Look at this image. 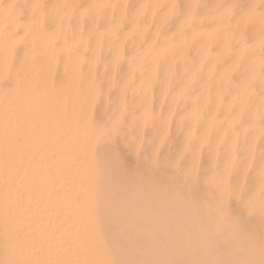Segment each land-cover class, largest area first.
Masks as SVG:
<instances>
[{
  "label": "rangeland",
  "instance_id": "rangeland-1",
  "mask_svg": "<svg viewBox=\"0 0 264 264\" xmlns=\"http://www.w3.org/2000/svg\"><path fill=\"white\" fill-rule=\"evenodd\" d=\"M151 1L0 0V63L4 62V67L2 63L0 64V92L3 89L2 94L0 93V118L4 122L0 124L3 125L4 133L0 136V143L6 142L0 144V148L7 147L10 137L22 139L26 147H34V151L39 154L52 149L53 143L54 148L57 143L60 144H57V147L63 145V142L60 141H67L65 121L57 129H53L49 123L52 121L54 111L62 112L68 117L69 112L73 110L72 116L67 120L73 122L74 125L77 124L76 126L83 127L86 124L82 128L83 130L81 129L82 131L85 129L84 134L81 133V130H77V136L80 134L82 141L76 145L78 146L76 153L80 154L79 157L82 159L80 167L85 168L84 171L79 170V173L84 172V174L81 173V177H85L92 185L94 211L105 221L104 226L123 231L115 237L116 239L121 240L123 234L133 239V243H114L117 249L118 247L123 248L121 249L122 254H125L123 250L127 249V244L128 248L132 246L131 257H125V259L122 255V258H117L113 262L114 264H125V262L126 264H159L158 261H162V257L163 261L160 264H164L165 260L167 264H170L174 258L175 264H183L184 261L186 264H198L200 261L199 264H242L243 262V264H262L264 259L260 260L264 258L262 256V251H264V213L261 211V206L264 203V183H262L264 175L260 170V159L264 156V39H262L264 37V0ZM188 4L193 7L190 9ZM229 4L233 5L230 10L226 7ZM64 12L67 14L66 16ZM239 20L240 22H238ZM13 22L15 26L12 27ZM32 25L33 27H31ZM10 27L12 28L10 29ZM55 33L56 35H54ZM4 36L7 37V40ZM2 37L6 42L5 45L2 43L4 42ZM220 45L221 47H218ZM22 48L26 51L24 52ZM77 56L79 57L77 58ZM224 57L225 59H223ZM113 58L116 59L114 62ZM40 68L42 69L39 70ZM14 71L20 72L21 76L20 73L16 75ZM126 71H130V75ZM23 74L24 76L29 75V77L25 78ZM215 79H219L218 83ZM106 81L109 86L101 94L100 86ZM60 83L65 85L61 86ZM70 85L71 88H69ZM15 86L16 88L13 89ZM212 86L215 88L213 89ZM62 87L63 89H61ZM29 89L35 93L36 97L31 94ZM55 89L61 92L57 93ZM70 89L71 94L65 95L70 92ZM45 90L49 91L45 92ZM11 92L14 93L13 96ZM54 93H57L56 96L63 101L56 98L58 103L54 102L56 97ZM83 93L86 94L84 99L81 95ZM38 94L41 95L38 96ZM70 95L71 97L68 98ZM76 95L77 97H75ZM79 96L81 99H78ZM20 97L21 99H19ZM50 97L53 98V101L52 98L49 100ZM3 98L9 105L4 104L6 102ZM32 98L36 99L32 100ZM40 100L42 105H40L41 102H38ZM60 104L62 106L59 108ZM70 105L72 108L69 107ZM8 106L11 107L10 110ZM76 107L77 109L74 110ZM84 110L88 111L85 113ZM191 112L193 113L191 114ZM73 113L75 114L73 115ZM38 121H42L41 125L45 124V127L40 128L41 125L37 124L40 123ZM81 121L82 123L86 122L82 124ZM145 123H147V127H145ZM92 128H94V132ZM110 128H116L117 131L112 133L110 142L104 143L103 136ZM40 129L43 132L39 133ZM35 131L37 134L39 133V137ZM35 137H38L36 141ZM141 137L151 149L143 156L136 148L137 141ZM72 144L73 142L70 146H74ZM1 145L3 146L1 147ZM40 149L41 151H39ZM66 166L67 164L64 169ZM226 170L233 173V176L228 180L223 179ZM238 178H242L246 183L245 203L251 201L254 208L252 212L241 207L238 200L229 198V193L235 192L232 180ZM98 184H100L99 187ZM98 195L99 198L101 196L100 200ZM101 200L102 205L100 204ZM112 203L114 205H111ZM220 204H224L226 208L230 209L228 217L223 220L220 219L218 213ZM201 214L202 216H199ZM181 218L183 222H181ZM230 219L237 222L233 224ZM203 220L205 221L202 222ZM216 220L220 221L217 223L219 226L216 229L220 228L223 223L225 227L222 225L223 230L222 227L219 230L224 232L225 228L226 231L229 228V234L225 231L226 234L219 233L220 235H218L220 231L214 228L216 224H212ZM208 221L210 223L207 224ZM229 221H232L233 226ZM193 222L195 225L197 222L196 227ZM184 223H187L189 230ZM236 225H238L237 230L235 229ZM201 226L204 228L202 229ZM232 228L235 229L233 230L234 234ZM195 229L199 230L196 232ZM208 229L211 231L209 232ZM163 230H167L166 236ZM177 232H179V237L176 236ZM208 232L210 233L209 237L207 236ZM145 235L147 236L145 237ZM186 236L188 238L185 239ZM190 236L192 239H189ZM206 236L208 243H205ZM223 237L229 238L227 240L231 245L233 244L234 248L228 242L225 245L227 240L225 239V241ZM197 238L201 239V242ZM209 241L212 243L214 241V244ZM202 242L206 246L210 245V248L208 246L206 248L203 244L199 246ZM252 242L255 243L257 250L253 249ZM190 243L195 246L198 244L196 247L199 248L198 252L202 254L201 256L197 254L195 246L192 245L195 252L190 248ZM222 244L225 245V249ZM217 245L219 247L222 245V252H225L222 253ZM188 246L191 252L188 250ZM246 246L253 250L251 251L248 247L247 249ZM181 247L193 254L184 253ZM200 247H203L202 250L204 249L202 252H200ZM158 250L160 251L158 252ZM167 250L170 255L172 254L171 258L168 256ZM209 250H213V252L209 253ZM233 250L235 253L231 252ZM161 251H164V254L161 255ZM150 252L152 253L150 254ZM246 252H248V258L245 257ZM251 252H253L252 255ZM260 252L262 253L260 254ZM206 253H209V256ZM211 253L215 255L213 254V256ZM194 254L201 257L198 262L197 257L195 260L192 259L195 257ZM234 254L236 257H240L236 258ZM172 256L175 257L172 258ZM210 256H213L216 261L212 260L213 257L209 259ZM180 258L181 262H178ZM242 258H246V260ZM171 259L173 260L170 261ZM189 259L192 261L190 262ZM231 259H233L232 262L229 261ZM0 260V264H3V260L1 258ZM154 260L156 261L154 262Z\"/></svg>",
  "mask_w": 264,
  "mask_h": 264
},
{
  "label": "bare ground",
  "instance_id": "bare-ground-1",
  "mask_svg": "<svg viewBox=\"0 0 264 264\" xmlns=\"http://www.w3.org/2000/svg\"><path fill=\"white\" fill-rule=\"evenodd\" d=\"M100 1V0H99ZM153 1V0H152ZM151 1V2H152ZM236 1V0H235ZM261 1V0H260ZM79 2V1H78ZM158 2H159V0H158ZM254 2V1H253ZM257 2V1H256ZM10 3V2H9ZM154 3V2H153ZM157 4V3H156ZM156 4H154V5H156ZM180 4V3H179ZM215 4V3H214ZM254 4V3H253ZM189 5V4H188ZM202 5V4H201ZM255 5V4H254ZM9 7V6H8ZM57 7V6H56ZM97 8V7H96ZM153 8V7H152ZM82 9V8H81ZM154 9V8H153ZM171 9V8H170ZM191 9V8H190ZM140 9H138V11H139ZM251 10V9H250ZM263 10V9H262ZM54 11H56V10H54ZM83 11V10H82ZM135 11H137V10H135ZM142 11V10H141ZM5 12V11H4ZM50 12V11H49ZM48 12V13H49ZM70 12V11H69ZM78 12H80V11H78ZM134 12V11H133ZM152 12V11H151ZM167 12V11H166ZM165 12V13H166ZM57 13H59V12H57ZM139 13H141L140 11H139ZM253 13V12H252ZM256 13V12H255ZM5 14V13H4ZM42 14V13H41ZM52 14V13H51ZM64 14H65V12H64ZM82 14V13H81ZM81 14H80V16H81ZM187 14V13H186ZM239 14V13H238ZM248 14V13H247ZM62 15V14H61ZM67 14H65V16H66ZM244 15V14H243ZM251 15V14H250ZM79 16V17H80ZM86 16V15H85ZM224 16V15H223ZM240 16V15H239ZM256 16V15H255ZM57 17H58V15H57ZM60 17V16H59ZM122 17V16H121ZM245 17H246V15H245ZM244 17V18H245ZM55 18V17H54ZM88 18V17H87ZM160 18V17H159ZM253 18H255V17H253ZM256 18H257V16H256ZM40 19V18H39ZM240 19V18H239ZM249 20H250V18H248ZM259 19V18H258ZM258 19H256V21L258 20ZM29 20V19H28ZM55 20V19H54ZM64 20V19H63ZM27 21V20H26ZM259 21V20H258ZM261 21V20H260ZM205 22V21H204ZM210 22V21H209ZM238 22H240V20L238 21ZM244 22V21H243ZM253 22V21H252ZM14 23V22H13ZM19 23V22H18ZM26 23V22H25ZM28 23V22H27ZM32 23V22H31ZM39 23H40V20H39ZM76 23V22H75ZM229 23V22H228ZM235 23V22H234ZM233 23V24H234ZM245 23V22H244ZM219 24V23H218ZM241 24V23H240ZM243 24V23H242ZM17 25V24H16ZM74 25V24H73ZM237 25V24H236ZM239 25V24H238ZM257 25V24H256ZM13 26H15V23H14V25H12V27ZM26 26V25H25ZM35 26V25H34ZM63 26V25H62ZM182 25H180V27H181ZM242 26V25H241ZM240 26V27H241ZM12 27H10V29L12 28ZM31 27H33V25L31 26ZM56 27V26H55ZM65 27V26H64ZM64 27H62V28H64ZM177 27V26H176ZM175 27V28H176ZM183 27V26H182ZM15 28V27H14ZM75 28V27H74ZM77 29L79 28V27H76ZM88 28V27H87ZM114 28V27H113ZM219 28V27H218ZM256 28V27H255ZM33 29V28H32ZM60 29V28H59ZM80 29V28H79ZM141 29V28H140ZM209 29V28H208ZM217 29V28H216ZM252 29V28H251ZM23 30V29H22ZM60 30H62V29H60ZM207 30V29H206ZM238 30H240L239 28H238ZM242 30H243V28H242ZM10 31V30H9ZM29 31V30H28ZM88 31V30H87ZM107 31V30H106ZM54 32V31H53ZM104 32V31H103ZM130 32V31H129ZM128 32V33H129ZM197 32V31H196ZM7 33V32H6ZM9 33V32H8ZM74 33H76V32H74ZM99 33V32H98ZM208 33H209V30H208ZM226 33V32H225ZM255 33V32H254ZM14 34V33H13ZM20 34H21V31H20ZM52 34V33H51ZM90 34V33H89ZM105 34V33H104ZM109 34V33H108ZM199 34V33H198ZM218 34V33H217ZM54 35H56V33L54 34ZM98 35H100V34H98ZM107 35V34H106ZM111 35V34H110ZM190 35V34H189ZM212 35V34H211ZM248 35V34H247ZM250 35V34H249ZM253 35V34H252ZM16 36V35H15ZM14 36V37H15ZM20 36V35H19ZM104 36V35H103ZM238 36V35H237ZM17 37V36H16ZM4 38L7 40V37H5L4 36ZM86 38V37H85ZM111 38V37H110ZM123 38H125V37H123ZM228 38V37H227ZM226 38V39H227ZM2 39H3V37H2ZM15 39V38H14ZM18 39H20V38H18ZM105 39H107V38H105ZM237 39V38H236ZM25 40V39H24ZM123 40V39H122ZM179 40V39H178ZM254 40V39H253ZM260 40V39H259ZM3 41H4V39H3ZM17 41V40H16ZM27 41V40H26ZM107 41V40H106ZM135 41H136V39H135ZM190 41V40H189ZM212 41V40H211ZM233 41V40H232ZM238 41V40H237ZM11 42H13V41H11ZM198 42V41H197ZM203 42V41H202ZM213 42H214V39H213ZM223 42H224V40H223ZM228 42V41H227ZM0 43H1V41H0ZM2 43H4V45H5V41L4 42H2ZM35 43H36V41H35ZM106 43H108V42H106ZM182 43V42H181ZM225 43V42H224ZM243 43V42H242ZM94 44V43H93ZM109 44V43H108ZM125 44V43H124ZM199 44H201V43H199ZM223 44V43H222ZM254 44V43H253ZM256 44V43H255ZM45 45V44H44ZM84 45V44H83ZM224 45V44H223ZM240 45V44H239ZM72 46V45H71ZM80 46V45H79ZM211 46V45H210ZM225 46V45H224ZM254 46V45H253ZM256 46V45H255ZM25 47V46H24ZM29 47V46H28ZM98 47H99V45H98ZM212 47V46H211ZM218 47H221V45L220 46H218ZM217 47V48H218ZM239 47V46H238ZM252 47V46H251ZM42 48H43V46H42ZM41 48V49H42ZM165 48V47H164ZM255 48V47H254ZM32 49V48H31ZM39 49H40V47H39ZM43 49H45V48H43ZM96 49H98V48H96ZM228 49V48H227ZM246 49V48H245ZM21 50V49H20ZM22 50H23V48H22ZM35 50V49H34ZM33 50V51H34ZM62 50V49H61ZM65 50V49H64ZM225 50V49H224ZM24 52L26 51V50H23ZM94 51H95V49H94ZM160 51V50H159ZM221 51H223V50H221ZM249 51V50H248ZM69 52V51H68ZM147 52V51H146ZM223 52H225V51H223ZM227 52H229L228 50H227ZM5 53V52H4ZM97 53V52H96ZM237 53V52H236ZM246 53V52H245ZM249 53H251V52H249ZM95 54V53H94ZM116 54H117V52H116ZM219 54H220V51H219ZM5 55V54H4ZM31 55V54H30ZM143 55V54H142ZM202 55V54H201ZM222 55H223V53H222ZM229 55V54H228ZM235 55V54H234ZM240 55V54H239ZM155 56V55H154ZM28 57V56H27ZM52 57V56H51ZM79 56H77V58H78ZM115 58L117 57V55L116 56H114ZM156 57V56H155ZM159 57V56H158ZM215 57V56H214ZM2 58V57H1ZM29 58V57H28ZM115 58H113V62L116 60ZM139 58V57H138ZM144 58V57H143ZM219 58V57H218ZM92 59V58H91ZM115 59V60H114ZM150 59V58H149ZM154 59V58H153ZM152 59V60H153ZM223 59H225V57L223 58ZM3 60H4V58H3ZM7 60V59H6ZM81 60V59H80ZM93 60V59H92ZM202 60V59H201ZM263 60V59H262ZM61 61V60H60ZM91 61V60H90ZM154 61V60H153ZM224 61V60H223ZM21 62V61H20ZM75 62H78V61H75ZM137 62V61H136ZM221 62V61H220ZM262 62V61H261ZM264 62V61H263ZM262 62V63H263ZM1 63H2V61H1ZM0 63V64H1ZM4 63V62H3ZM2 63V66L4 67V64ZM27 63V62H26ZM25 63V64H26ZM49 63V62H48ZM89 63V62H88ZM87 63V64H88ZM112 63V62H111ZM111 63H110V65H111ZM141 63V62H140ZM218 63V62H217ZM257 63V62H256ZM75 64V63H74ZM92 64H93V62H92ZM152 64H153V62H152ZM259 64V63H258ZM76 65V64H75ZM201 65V64H200ZM250 65V64H249ZM264 65V64H263ZM93 66V65H92ZM112 66V65H111ZM216 66V65H215ZM251 66V65H250ZM1 67V66H0ZM2 67V68H3ZM62 67V66H61ZM114 67V66H113ZM137 67V66H136ZM136 67H134L135 68V70H136ZM249 67V66H248ZM63 68V67H62ZM189 68V67H188ZM228 68V67H227ZM1 69V68H0ZM17 69H19V68H17ZM17 69H15V71L17 70ZM42 68H40L39 70H41ZM74 69V68H73ZM73 69H71V70H73ZM85 69V68H84ZM138 69V68H137ZM224 69V68H223ZM38 70V69H37ZM36 70V71H37ZM108 70V69H107ZM154 70V69H153ZM209 70V69H208ZM234 70V69H233ZM14 71V72H15ZM18 71V70H17ZM91 71H92V69H91ZM254 71V70H253ZM67 72V71H66ZM77 72H78V70H77ZM127 73H129L128 71H126ZM207 72V71H206ZM221 72V71H220ZM256 72V71H255ZM16 73V75H18L19 73H17V72H15ZM59 73V72H58ZM89 73V72H88ZM131 73V72H130ZM130 73H129V75H130ZM25 74V73H24ZM24 74H23V76H24ZM28 74V73H27ZM67 74H68V72H67ZM71 74V73H70ZM69 74V75H70ZM193 74H195V73H193ZM211 74V73H210ZM223 74V73H222ZM90 75V74H89ZM129 75H128V78H129ZM148 75H149V73H148ZM195 75H197V74H195ZM220 75V74H219ZM20 76H21V73H20ZM22 76V77H23ZM75 76H76V74H75ZM188 76V75H187ZM229 76V75H228ZM25 78L26 77H29V75H27V76H24ZM23 77V78H24ZM41 77V76H40ZM91 77V76H90ZM110 77V76H109ZM127 77V76H126ZM220 77V76H219ZM226 77H227V75H226ZM21 78V77H20ZM71 78V77H70ZM76 78V77H75ZM218 78V77H217ZM221 78V77H220ZM228 78V77H227ZM226 78V79H227ZM250 78V77H249ZM13 79V78H12ZM31 79V78H30ZM34 79V78H33ZM32 79V80H33ZM42 79V78H41ZM86 79H88V78H86ZM90 79V78H89ZM254 79V78H253ZM42 80H44V79H42ZM48 80V79H47ZM66 80H69V79H66ZM65 80V81H66ZM74 80V79H73ZM106 80V79H105ZM185 80V79H184ZM206 80V79H205ZM215 80H217L216 82L218 83V80L219 79H215ZM224 80V79H223ZM12 81V80H11ZM14 81V80H13ZM41 81V80H40ZM39 81V82H40ZM49 81V80H48ZM64 81V82H65ZM70 81V80H69ZM109 81V80H108ZM226 81V80H225ZM250 81H251V79H250ZM190 82V81H189ZM48 83V82H47ZM74 83H75V80H74ZM50 84V83H49ZM61 84V83H60ZM70 84V83H69ZM188 84V83H187ZM215 84V83H214ZM213 84V85H214ZM221 84H222V82H221ZM231 84V83H230ZM17 85V84H16ZM22 85H23V83H22ZM30 85V84H29ZM43 85V84H42ZM48 85V84H47ZM65 85V84H64ZM64 85H62L61 84V86H64ZM160 85V84H159ZM195 85V84H194ZM243 85V84H242ZM87 86V85H86ZM201 86V85H200ZM22 87V86H21ZM40 87H41V85H40ZM47 87H49V86H47ZM55 87V86H54ZM60 87V86H59ZM66 87V86H65ZM64 87V88H65ZM124 87V86H123ZM186 87V86H185ZM188 87V86H187ZM213 87V89L215 88V86H212ZM3 88V87H2ZM14 88H16V86L15 87H13V89ZM23 88V87H22ZM26 88H27V86H26ZM42 88H43V86H42ZM69 88H71V85H70V87ZM83 88V87H82ZM88 88V87H87ZM201 88V87H200ZM231 88V87H230ZM242 88V87H241ZM38 89V88H37ZM47 89V88H46ZM60 89V88H59ZM61 89H63V87L61 88ZM67 89V88H66ZM212 89V90H213ZM219 89V88H218ZM224 89H225V87H224ZM228 89V88H227ZM2 91L0 92L1 94H2V92H3V89H1ZM30 90V89H29ZM35 90V89H34ZM40 90V89H39ZM5 91V90H4ZM9 91V90H8ZM21 91V90H20ZM31 91V90H30ZM47 91H49V90H47ZM46 90H45V92H47ZM53 91V90H52ZM55 91H57L56 89H55ZM67 91H68V89H67ZM86 91V90H85ZM105 91V90H104ZM192 91V90H191ZM201 91V90H200ZM222 91V90H221ZM246 91V90H245ZM15 92H16V90H15ZM32 92V91H31ZM40 92V91H39ZM44 92V93H45ZM54 92V91H53ZM58 92H61V91H57V93ZM66 92V91H65ZM78 92V91H77ZM108 92V91H107ZM23 93L25 94V92L23 91ZM50 93V92H49ZM57 93H54L55 94V96L57 95ZM69 93L71 94V89H70V92H68V94H66L65 93V95H69ZM74 93V92H73ZM90 93V92H89ZM92 93V92H91ZM109 93V92H108ZM181 93V92H180ZM241 93H243L242 91H241ZM28 94V93H27ZM31 94H33V96L35 95V93H31ZM30 94V95H31ZM42 94V93H41ZM41 94H38V96L39 95H41ZM53 94V93H52ZM61 94H63V93H61ZM80 94V93H79ZM104 94H105V92H104ZM139 94V93H138ZM175 94H177V93H175ZM200 95H201V93H199ZM244 94V93H243ZM261 94H262V92H261ZM11 95L13 96L14 95V93L12 94V92H11ZM11 95H10V97H11ZM16 95H18V94H16ZM46 95V94H45ZM49 95V94H48ZM47 95V96H48ZM51 95V94H50ZM59 95V94H58ZM73 95V94H72ZM81 95H83L82 96V98L86 95H84V93L83 94H81ZM245 95V94H244ZM247 95V94H246ZM8 96H9V93H8ZM21 96V95H20ZM24 96H26V94L24 95ZM24 96H23V98H24ZM51 96H53V95H51ZM61 96V95H60ZM88 96V95H87ZM140 96V95H139ZM178 96V95H177ZM248 96V95H247ZM9 97V98H10ZM19 97V96H18ZM34 97H36V95L34 96ZM69 97H71V95L70 96H68V98ZM75 97H77V95L75 96ZM80 97V96H79ZM179 97V96H178ZM250 97H251V95H250ZM22 98V99H23ZM42 98V97H41ZM52 97H50L49 98V100L51 99ZM60 101V99L56 96L55 97V100H54V102L56 101L57 103H58V101H57V99ZM142 98V97H141ZM220 98V97H219ZM5 98H3V100H4ZM19 99H21V97L19 98ZM30 99H31V97H30ZM33 99H36V98H32V100ZM38 99H39V97H38ZM44 99V98H43ZM65 99V98H64ZM75 99V98H74ZM77 99V98H76ZM78 99H81V97L80 98H78ZM84 99V98H83ZM264 99V98H263ZM262 99V100H263ZM10 100V99H9ZM8 100V101H9ZM47 100V99H46ZM45 100V101H46ZM48 100V101H49ZM91 100H92V97H91ZM172 100H173V98H172ZM193 100V99H192ZM259 100H261V99H259ZM6 103H4L5 105L6 104H8L9 105V103H7V101L6 100H4ZM20 101V100H19ZM35 101V100H34ZM52 101H53V98H52ZM61 101H63V99H61ZM67 101H70V100H67ZM89 101V100H88ZM87 101V102H88ZM176 101V100H175ZM183 101V100H182ZM201 101V100H200ZM9 102H11V101H9ZM17 102V101H16ZM25 102V101H24ZM39 103L41 102V100L40 101H38ZM44 102V101H43ZM78 102V101H77ZM85 102V101H84ZM93 102V101H92ZM92 102H90V103H92ZM262 102V101H261ZM30 103V102H29ZM46 103V102H45ZM49 103V102H48ZM74 103H76V102H74ZM202 103V102H201ZM11 104H12V102H11ZM43 103L41 102V104L40 105H42ZM47 104V103H46ZM45 104V106H47ZM69 104H70V102H69ZM172 104V103H171ZM228 104H229V102H228ZM231 104V103H230ZM20 105V104H19ZM50 105L52 106V104H51V102H50ZM73 105V104H72ZM87 105V104H86ZM179 105V104H178ZM202 105H204V104H202ZM244 105V104H243ZM23 106V105H22ZM27 106V105H26ZM30 106H31V104H30ZM35 106V105H34ZM34 106H32V107H34ZM37 106V105H36ZM49 106V105H48ZM57 106V105H56ZM60 106H62L61 104L59 105V108H60ZM88 106V105H87ZM200 106V105H199ZM240 106V105H239ZM257 106V105H256ZM28 107V106H27ZM50 107V106H49ZM55 107V106H54ZM69 107H71L72 108V106L70 105ZM75 107V106H74ZM73 107V108H74ZM80 107V106H79ZM120 107V106H119ZM118 107V108H119ZM228 107H229V105H228ZM6 108V107H5ZM8 108H9V110L11 109V107H9L8 106ZM22 108V107H21ZM20 108V109H21ZM48 108V107H47ZM58 108V107H57ZM203 108V107H202ZM28 109H30V108H28ZM67 109V108H66ZM70 109V108H69ZM77 109V107L74 109V110H76ZM90 109V108H89ZM254 109V108H253ZM252 109V110H253ZM260 109V108H259ZM1 110H2V108H1ZM40 110V109H39ZM42 110V109H41ZM47 110H49V109H47ZM54 110V109H53ZM86 110V109H85ZM84 110V112L86 113L87 111H85ZM228 110V109H227ZM24 111H26V110H24ZM38 111V110H37ZM59 111H60V109H59ZM73 111V110H72ZM72 111H70L69 112V114H68V117H66L62 112L61 113H57V111H54L53 112V117H52V121H51V123H49L50 124V126L53 128V129H57V128H59L60 127V124L62 123V122H64L65 121V127H66V132H67V141H60V142H63V145H61V146H59V147H57V144H59V143H57L56 144V147L54 148V143H53V147H52V149H48V150H46L45 149V147H44V149L46 150L45 152H43V153H41V154H39L38 152L36 153L35 151H34V147L32 148H28V147H26V145H25V143L23 142V140L22 139H20V138H16V137H10L9 139H8V141H7V147L6 148H0V243H1V248H0V258L3 260V262L5 261V260H10V261H13L14 262V264H114L113 262L117 259V258H122L121 256L122 255H124V257L123 258H125V257H127V258H129V257H131L130 256V250H132V246H130V248H128V244L126 245V247H127V249L126 250H123V252L125 253V254H122V251H121V249H123V248H119L118 247V249L116 248V245L114 244V243H133V239H132V237H126V235L125 234H123V236H122V238H121V240H118V239H116L115 237L116 236H118V235H120L121 233H123V231H117V230H115V229H113V228H111V227H106V226H104V223H105V221H103V219H102V217L101 216H99L95 211H94V207H95V204H94V201H93V197H92V185H91V183H90V181L89 180H86L85 179V177L83 178V177H81V173H79L81 170H85V168L84 169H82L81 167H80V165H81V162H82V159L79 157V155H77V153H76V151H77V147L78 146H76L79 142L81 143V141H82V139H80L81 138V136H80V134H79V136H77V130H81L86 124L84 123V122H86V121H83V123L85 124L84 126L82 125L83 123H82V121H81V125L83 126V127H81V126H76V125H74V123L73 122H70V121H68L69 120V118L72 116ZM188 111V110H187ZM195 111V110H194ZM199 111V110H198ZM245 111H248V110H245ZM74 112V111H73ZM256 112H258V111H256ZM14 113H17V112H14ZM50 113H52V112H50ZM77 113V112H76ZM184 113V112H183ZM193 112H191V114H192ZM216 113V112H215ZM219 113V112H218ZM226 113V112H225ZM245 113H247V112H245ZM252 113V112H251ZM7 114V113H6ZM10 114V113H9ZM75 113H73V115H74ZM169 114V113H168ZM190 114V115H191ZM252 114H254V113H252ZM85 115V114H84ZM88 115V114H87ZM86 115V116H87ZM190 115H189V117H190ZM236 115H238V114H236ZM262 115H263V113H262ZM17 116V115H16ZM42 116H43V113H42ZM79 116V115H78ZM196 116V115H195ZM6 117V116H5ZM20 117V116H19ZM36 116H34V118H35ZM41 117V116H40ZM180 117V116H179ZM184 117V116H183ZM188 117V116H187ZM246 117V116H245ZM252 117V116H251ZM33 118V119H34ZM37 118V117H36ZM42 118H44V117H42ZM67 118H68V120H67ZM73 118V117H72ZM143 118V117H142ZM208 118V117H207ZM32 119V120H33ZM144 119V118H143ZM177 119V118H176ZM189 119V118H188ZM236 119H238V118H236ZM236 119H234V120H236ZM249 119V118H248ZM12 120V119H11ZM32 120H30V121H32ZM84 120V119H83ZM210 120V119H209ZM37 121V120H36ZM113 121V120H112ZM140 121H141V119H140ZM206 121V120H205ZM227 121V120H226ZM6 122H7V120H6ZM33 122V121H32ZM38 122H40V121H38ZM42 122V121H41ZM41 122L40 123H37V124H40L41 125ZM44 122V121H43ZM88 122V121H87ZM115 122V121H114ZM168 122V121H167ZM211 122V121H210ZM218 122V121H217ZM232 122H234L233 120H232ZM3 124L4 122H3V120H2V118H0V124ZM46 123V122H45ZM209 123V122H208ZM235 123V122H234ZM44 124V123H43ZM80 124V123H79ZM111 124H114V123H111ZM111 124H109V126H111ZM143 124V123H142ZM177 124V123H176ZM226 124V123H225ZM228 124H230V123H228ZM45 125V124H44ZM44 125H41V127L40 128H42V127H45ZM11 126V125H10ZM50 126L48 127L49 129H50ZM27 127H28V125H27ZM81 127V128H80ZM142 127V126H141ZM38 128V127H37ZM47 128V129H48ZM95 128V127H94ZM94 128H92V130L94 129ZM230 128V127H229ZM250 128V127H249ZM252 128H254V127H252ZM3 125H0V136L2 135V134H4L3 133ZM29 129V128H28ZM244 129H245V126H244ZM7 130V129H6ZM30 130V129H29ZM28 130V131H29ZM38 130V129H37ZM83 130V129H82ZM81 130V133L83 132V134H84V132H85V129H84V131H82ZM91 130V129H90ZM28 131H26L27 133H28ZM34 131V130H33ZM241 131V130H240ZM246 131V130H245ZM40 132H43V131H41V129H40V131H39V133ZM80 132V131H79ZM93 132H94V130H93ZM98 132V131H97ZM97 132H95V133H97ZM161 132V131H160ZM224 132V131H223ZM228 132V131H227ZM250 132H252V131H250ZM35 133H36V131H35ZM38 133V134H39ZM91 134H92V131L90 132ZM94 133V134H95ZM101 133V132H100ZM264 133V132H263ZM19 134V133H18ZM37 134V133H36ZM37 134V135H38ZM52 134V133H51ZM90 134V135H91ZM93 134V135H94ZM258 134V133H257ZM46 135V134H45ZM52 135H54V133L52 134ZM64 135H66V134H64ZM140 135V134H139ZM203 135V134H202ZM249 135V134H248ZM15 136H17V135H15ZM19 136V135H18ZM95 136H96V134H95ZM161 136V135H160ZM264 136V135H263ZM38 137H39V135H38ZM38 137H35V141H36V138H38ZM49 137V136H48ZM47 137V138H48ZM62 138H64V137H62ZM61 138V139H62ZM92 138H93V136H92ZM227 138V137H226ZM5 139H6V137H5ZM159 139V138H158ZM28 140V139H27ZM199 140V139H198ZM57 141V140H56ZM219 141V140H218ZM33 142V141H32ZM71 142H73V144L72 145H74V146H70L71 145ZM2 143H6V142H2ZM2 143H0V144H2ZM45 143H46V141H45ZM48 143H49V141H48ZM67 143H69L68 144V146H67ZM84 143V142H83ZM184 143V142H183ZM51 144V143H50ZM251 144H252V142H251ZM42 145V144H41ZM60 145V144H59ZM3 145H1V147H2ZM47 146H48V144H47ZM182 146V145H181ZM157 148V147H156ZM233 149V148H232ZM37 150V149H36ZM39 151H41V149L39 150ZM44 151V150H43ZM47 151H49V152H47ZM182 151V150H181ZM232 151V150H231ZM230 151V152H231ZM199 152V151H198ZM251 152V151H250ZM214 154V153H213ZM90 155V154H89ZM197 156V155H196ZM250 156V155H249ZM248 156V157H249ZM247 157V158H248ZM250 160V159H249ZM85 162H87V161H85ZM85 162H84V164H85ZM90 163V162H89ZM67 164V166H66V168L64 169V166ZM84 164H83V166H84ZM80 170V171H79ZM244 170V169H243ZM242 170V171H243ZM258 170V169H257ZM258 172V171H257ZM82 174H84V172L82 173ZM257 175H258V173H257ZM256 178V177H255ZM98 179H99V176H98ZM100 180V179H99ZM98 183H100L99 181H98ZM99 185L100 184H98V187H99ZM256 186V185H255ZM98 187H97V189H98ZM96 189V188H95ZM254 189V188H253ZM256 190H257V186H256ZM259 190V189H258ZM97 191V190H96ZM97 193V192H96ZM99 193V192H98ZM257 193V192H256ZM253 194V193H252ZM97 195V194H96ZM100 195V194H99ZM99 195H98V199L100 200L101 199V196H100V198H99ZM252 197V196H251ZM254 197V196H253ZM205 198V197H204ZM108 199V198H107ZM105 200H106V197H105ZM97 201V200H96ZM203 201H204V199H203ZM209 201H210V199H209ZM261 201H263V200H261ZM100 202V201H99ZM109 202H111V201H109ZM214 202V201H213ZM102 200H101V205H102ZM260 203V202H259ZM96 204H97V202H96ZM100 204H98V205H100ZM105 204V203H104ZM111 205H114V203H112ZM106 206V205H105ZM212 206V205H211ZM199 207V206H198ZM200 208V207H199ZM203 208V207H202ZM208 208V207H207ZM200 210H201V208H200ZM208 211V210H207ZM113 212H115V211H113ZM203 212V211H202ZM213 212V211H212ZM119 213V212H118ZM120 214H121V212H120ZM122 214H123V212H122ZM127 214V213H126ZM116 215V214H115ZM195 215V214H194ZM118 216V215H117ZM135 216H137L136 214H135ZM199 216H202V214L201 215H199ZM198 216V217H199ZM207 216V215H206ZM107 217V216H106ZM125 217H127V216H125ZM193 217H195V216H193ZM197 217V216H196ZM195 217V218H196ZM208 217V216H207ZM206 217V218H207ZM213 217V216H212ZM231 217V216H230ZM129 218V217H128ZM131 218V217H130ZM145 218V217H144ZM143 218V219H144ZM159 218H161V217H159ZM158 218V219H159ZM176 218V217H175ZM209 218V217H208ZM157 219V220H158ZM198 219V218H197ZM213 219V218H212ZM218 219H219V217H218ZM221 219V218H220ZM219 219V220H220ZM235 219V218H234ZM251 219V218H250ZM112 220H113V218H112ZM177 220V219H176ZM179 220V219H178ZM181 220H182V218H181ZM180 220V221H181ZM200 220V219H199ZM201 220H202V217H201ZM218 220V222L220 223V221ZM227 220V219H226ZM230 220H232V219H230ZM111 221V220H110ZM130 221V220H129ZM145 221H147V220H145ZM168 221H170V220H168ZM175 221V220H174ZM179 221V222H180ZM190 221V220H189ZM188 221V222H189ZM195 221V220H194ZM196 221H198V220H196ZM205 220H203L202 222H204ZM207 221V220H206ZM210 221H213V220H210ZM233 221V224H234V222H237V221H234V220H232ZM232 221H229L230 222V224L233 226V224L231 223ZM250 221V220H249ZM148 222V221H147ZM150 222V221H149ZM176 222V221H175ZM181 222H183V220L181 221ZM187 222V223H188ZM200 222V221H199ZM217 220H216V222L214 221L212 224H216V225H214V228L216 229L217 228V226H219V225H217ZM240 222V221H239ZM259 222V221H258ZM134 223V222H133ZM142 223V222H141ZM146 223V222H145ZM186 223V224H187ZM194 223V225H195V222H193ZM192 223V224H193ZM208 223H210L209 221L207 222V224ZM111 224V223H110ZM129 224V223H128ZM132 224V223H131ZM136 224V223H135ZM181 224V223H180ZM185 224V223H184ZM185 224V225H186ZM190 224H191V221H190ZM199 224V223H198ZM206 224V223H205ZM205 224H204V226H205ZM211 224V225H212ZM235 224H237V223H235ZM134 225V224H133ZM184 225V226H185ZM221 225V224H220ZM222 225H223V223H222ZM222 225H221V227H222ZM226 225H227V223H226ZM112 226V225H111ZM120 226H122V225H120ZM190 226V225H189ZM197 226V222H196V225H195V227ZM206 226H208V225H206ZM231 226V227H232ZM237 226L238 225H236L235 226V229L237 228ZM118 227V226H117ZM116 227V228H117ZM133 227V226H132ZM138 227V226H137ZM173 227H175L174 225H173ZM190 227H192V225L190 226ZM194 227V228H195ZM202 227V226H201ZM201 227H200V229H201ZM220 227V228H221ZM223 227H225V225H223ZM223 227L221 228L222 230H223ZM229 227V226H228ZM134 228V227H133ZM141 228H142V226H141ZM177 228H180V227H177ZM177 228H175L176 230H177ZM186 228H188L187 227V225H186ZM199 228V227H198ZM204 227H202V229H203ZM209 228V227H208ZM220 228H218V229H216V230H218V231H220L221 229ZM239 228V227H238ZM139 229H140V227H139ZM206 229H207V227H206ZM213 229V228H212ZM214 229V230H215ZM220 229V230H219ZM235 229H233L232 228V231L233 230H235ZM143 230V229H142ZM172 230V229H171ZM171 230H170V232H171ZM183 230V229H182ZM182 230H180V231H182ZM188 230H189V228H188ZM188 230H186L185 229V231H187L188 232ZM192 230V229H191ZM199 230V229H198ZM198 230H196L195 229V231L197 232ZM213 230V231H214ZM225 231H226V228L224 229ZM237 230V229H236ZM240 231H241V229H239ZM238 230V231H239ZM164 231H166V232H164ZM173 231H175V230H173ZM179 231V230H178ZM205 232H207V230H204ZM208 231H209V229H208ZM211 231V230H210ZM209 231V232H210ZM218 231H216V232H218ZM225 231L223 232V231H220V232H218V235H220L219 233H225ZM169 232V231H168ZM186 232V234L188 235V233ZM195 232V233H196ZM199 232H201V231H199ZM208 232V234H207V236L209 237V233ZM215 232V233H216ZM227 232V234H229L228 232H229V228H228V230L226 231ZM230 232H231V230H230ZM141 233H142V231H141ZM143 233H144V231H143ZM163 233H164V235L165 234H167V230H163ZM175 233V232H174ZM179 232H177V237H179V234H178ZM184 233V231L182 232V234ZM212 233H214V232H212ZM211 233V234H212ZM147 234V233H146ZM185 234V235H186ZM194 234V233H193ZM201 234V233H200ZM202 234H203V230H202ZM206 234V233H205ZM217 234V233H216ZM216 234H213L214 236L216 235ZM226 234V233H225ZM231 234V233H230ZM233 234H234V231H233ZM134 235V234H133ZM163 235V236H164ZM169 235V234H168ZM175 235V234H174ZM184 235V236H185ZM191 235V234H190ZM197 235V234H196ZM147 235H145V237H146ZM152 236V235H151ZM166 236V235H165ZM183 236V235H182ZM189 236V235H188ZM192 237H194L193 235H191ZM189 237V239L191 238L192 239V237ZM198 236V235H197ZM197 236H195V237H197ZM200 237H201V235H199ZM206 236V237H207ZM210 236H212V235H210ZM214 236L212 237V239L214 238ZM228 237H229V235H227ZM230 236H232V235H230ZM156 237V236H155ZM172 237V236H171ZM176 237V238H177ZM181 237V236H180ZM208 237H207V240H206V238H205V243H208L207 241H208ZM235 237V236H234ZM240 237V236H239ZM263 237V236H262ZM135 238V237H134ZM163 238H165V237H163ZM170 238V237H169ZM168 238V239H169ZM175 238V237H174ZM186 238H188L187 236L185 237V239ZM202 238V237H201ZM204 238V237H203ZM224 238V237H223ZM242 238V237H241ZM252 238V237H251ZM184 239V240H185ZM195 239V238H194ZM197 239H199V238H197ZM220 239V238H219ZM226 238H224V240H225ZM227 239H229V238H227ZM226 239V240H227ZM152 240V239H151ZM170 240V239H169ZM176 240V239H175ZM175 240H173V241H175ZM178 240H180V239H178ZM183 240V241H184ZM188 240V239H187ZM200 240V242H201V239H199ZM211 240V239H210ZM214 240V239H213ZM225 240V241H226ZM257 240H258V238H257ZM5 241H7V247H5ZM189 241V240H188ZM190 241H192V240H190ZM197 241V240H196ZM202 241H204V240H202ZM242 241H243V239H242ZM241 241V242H242ZM253 241V240H252ZM135 242V241H134ZM170 242V241H169ZM179 242V241H178ZM182 242V239H181V241H180V243ZM193 242V241H192ZM209 242H211V241H209ZM228 242V240L225 242V245L226 244H228L227 243ZM235 242V241H234ZM249 242V241H248ZM164 243V242H163ZM198 243V242H197ZM203 244V242L201 243V245H199V246H202V244L203 245H205L206 246V244ZM236 243V242H235ZM239 242L237 241V244H238ZM187 244V243H186ZM199 244V243H198ZM198 244L196 245V246H198ZM211 244H214V241H213V243L211 242ZM230 244V243H229ZM252 244H253V242H252ZM173 246H175L174 244H172ZM177 245V244H176ZM180 245V244H179ZM184 245V244H183ZM192 245H193V247L195 246V244H191L190 243V248H192ZM223 245V244H222ZM222 245H220L221 247H222ZM225 245H223L224 246V249H225ZM233 245V244H232ZM231 244H230V246H232ZM249 245V244H248ZM254 245V248L252 247V245H251V247L253 248V249H255L256 248V246H255V243L253 244ZM168 246V245H167ZM187 246V245H186ZM195 246V249L197 250V252H198V247H196ZM208 246V245H207ZM207 246H206V248H207ZM210 246V245H209ZM208 246V247H209ZM212 246V245H211ZM218 246V248L219 249H221V247H219V245H217ZM244 246H245V243H244ZM178 247V246H177ZM183 247V246H182ZM181 247V249H183V252L185 253V252H191V250L189 249V246H188V250L189 251H186V250H184L185 248H182ZM185 247V246H184ZM233 248H234V246H232ZM231 247V248H232ZM236 247V246H235ZM248 246H246V248H247ZM262 247V246H261ZM201 248V247H200ZM203 248V247H202ZM202 248H201V250H200V252H202L203 250H202ZM205 248V249H206ZM210 248V247H209ZM230 248V249H231ZM238 248H240V247H238ZM237 248V249H238ZM245 248V249H246ZM249 248V247H248ZM247 248V249H248ZM264 248V247H263ZM176 249V248H175ZM187 249V248H186ZM229 249V250H230ZM236 249V250H237ZM242 249V248H241ZM246 249V250H247ZM250 250H251V248H249ZM252 249V250H253ZM261 249V248H260ZM139 250V249H138ZM137 250V251H138ZM165 250V249H164ZM177 250V249H176ZM180 250V249H179ZM192 250H194L193 248H192ZM214 250V249H213ZM213 250H211L212 252H213ZM222 250L223 249H221L220 251L222 252ZM250 250H248V251H250ZM251 250V251H252ZM256 250H257V248H256ZM264 250V249H263ZM160 250H158V252H159ZM168 252H169V250H167ZM175 251V250H174ZM173 251V252H174ZM210 250H209V253L211 252ZM240 251V250H239ZM238 251V252H239ZM243 252L245 251V250H242ZM261 251V250H260ZM147 252V251H146ZM154 252H155V250H154ZM171 252H172V250H171ZM177 252H179V251H177ZM180 252H182V251H180ZM189 252V253H190ZM193 252V251H192ZM194 252H195V250H194ZM196 252V253H197ZM207 252H208V250H207ZM220 252V253H221ZM223 252H225V251H223ZM222 252V253H223ZM227 252H229V251H227ZM226 252V253H227ZM231 252H234V250L233 251H231ZM231 252H229V253H231ZM242 252V253H243ZM263 252V253H262ZM262 252H260V254L262 253V256H264L263 254H264V251H262ZM137 253V252H136ZM152 252H150V254H151ZM156 253H157V249H156ZM162 253L164 254V251H161V255H162ZM188 253V254H189ZM208 253V254H209ZM215 253V252H214ZM213 253V254H214ZM221 253V254H222ZM235 253V252H234ZM247 253L248 252H246V255H247ZM252 253L253 252H251V255H252ZM254 253H255V251H254ZM258 253V252H257ZM257 253H256V256H257ZM147 254V253H146ZM160 254V253H159ZM165 254H167V252H165ZM183 254V253H182ZM190 254H193V253H190ZM197 254H200L199 252L197 253ZM205 254V253H204ZM203 254V255H204ZM207 254V253H206ZM207 254V255H208ZM212 254V253H211ZM212 254V255H213ZM216 254V253H215ZM214 254V255H215ZM232 254V253H231ZM237 254V253H236ZM241 254V253H240ZM239 254V255H240ZM259 254V255H260ZM153 255V254H152ZM155 255V254H154ZM153 255V256H154ZM168 255V254H167ZM172 255V254H171ZM171 255H170V252H169V255L168 256H170V258H171ZM177 254L175 253V256H176ZM185 255V254H184ZM195 255V254H194ZM202 254H200V256H201ZM213 255V256H214ZM218 255V254H217ZM225 255V254H224ZM227 255V254H226ZM241 255H243V254H241ZM245 255V257L246 258H248V255L246 256ZM254 255V254H253ZM143 256V255H142ZM164 257L166 256V255H163ZM167 256V257H168ZM174 256V257H175ZM191 256V255H190ZM193 256V255H192ZM191 256V257H192ZM200 256H196L195 255V257H193L192 259L193 260H195V258L197 257L198 259H197V262L199 261V259L201 258ZM206 256V255H205ZM204 256V257H205ZM209 256V255H208ZM213 256H210V257H208L209 259L211 258V257H213ZM220 256V255H219ZM219 256H217V257H219ZM228 256V255H227ZM226 256V257H227ZM230 256V255H229ZM233 256V255H232ZM234 256H235V254H234ZM233 256V257H234ZM238 256V255H237ZM250 256V255H249ZM159 257V256H158ZM162 257V256H161ZM173 256H172V258H174ZM179 257V256H178ZM178 257H176L177 259H178ZM183 257V256H182ZM181 257V258H182ZM185 257V256H184ZM188 257V256H187ZM216 257V256H215ZM222 257H223V255H222ZM225 257V258H226ZM231 257V256H230ZM236 257V256H235ZM234 257V258H235ZM240 256H238V257H236V258H239ZM242 257V256H241ZM250 257H253L254 258V256H250ZM250 257H249V259H250ZM258 257V256H257ZM256 257V258H257ZM153 258V257H152ZM181 258H180V261H178L177 259V261L178 262H181ZM188 258H190V257H188ZM207 258V259H208ZM232 258V257H231ZM233 258V259H234ZM246 258L245 259H243V260H246ZM255 258V259H256ZM126 259V258H125ZM136 259V258H135ZM183 259H185V258H183ZM214 259V257L212 258V260ZM220 259V258H219ZM227 259V258H226ZM233 259H231V260H229V261H231L232 262V260ZM248 259V260H249ZM264 258H261V260L260 261H262ZM124 260V259H123ZM143 260V259H142ZM165 260V259H164ZM173 259H171L170 261H172ZM186 260H188L187 258H186ZM202 260H204L203 259V257H202ZM206 260V259H205ZM215 260V259H214ZM240 260V259H239ZM247 260V261H248ZM254 260V259H253ZM256 260H258V259H256ZM1 261V260H0ZM121 261V260H120ZM156 260H154V262H155ZM162 261H163V257H162ZM161 260L160 261H158L159 262V264H160V262H162ZM174 262H175V258H174V260H173ZM172 261V262H173ZM184 261V260H183ZM182 261V262H183ZM189 261L191 262L192 260H190L189 259ZM208 261H210L211 262V260H208ZM207 261V262H208ZM216 261V260H215ZM228 261V260H227ZM228 261V262H229ZM235 262L236 261H238V260H234ZM119 262V261H118ZM128 262H130L131 263V261H128ZM140 262H141V259H140ZM150 262V261H149ZM165 262H166V264H167V261L165 260ZM165 262H163L164 264H165ZM172 262H170V264L172 263ZM172 263V264H175V263ZM178 262H176V263H178ZM195 262V261H194ZM201 262V261H200ZM199 262V263H200ZM204 262H206V261H204ZM241 262H242V260H241ZM157 263V262H156ZM184 263H185V261H184ZM183 263V264H184ZM198 263V264H199ZM209 263V262H208ZM244 263V262H243ZM242 263V264H243ZM254 263V262H253ZM134 264V263H133ZM142 264V263H141ZM186 264V263H185ZM190 264H192V263H190ZM197 264V263H196ZM203 264V263H202ZM205 264V263H204ZM231 264V263H230ZM239 264V263H238ZM241 264V263H240ZM256 264V263H255Z\"/></svg>",
  "mask_w": 264,
  "mask_h": 264
},
{
  "label": "snow or ice",
  "instance_id": "snow-or-ice-1",
  "mask_svg": "<svg viewBox=\"0 0 264 264\" xmlns=\"http://www.w3.org/2000/svg\"><path fill=\"white\" fill-rule=\"evenodd\" d=\"M189 7H193L192 5H189ZM226 7L230 10L233 5L229 4L226 5ZM262 39H264V37H262ZM94 58V57H92ZM108 82L106 81L105 84L100 86V93L103 94V91L105 90V88H107ZM145 127H147V123H145ZM117 131L116 128H110L107 130V134L103 136V142L104 143H108L111 140L112 137V133ZM136 148L139 150L141 156H143V154L145 152L151 151V149L149 148L148 143L141 137L138 139L137 144H136ZM260 170L262 175H264V156L261 157L260 159ZM233 176V173L231 171H227L225 172V176L223 177V179L228 180ZM232 183L235 186V192H230L229 193V198L230 199H235L238 200L241 204V207L247 208V210L249 212H252L254 210L253 205L251 203V201H248V203H245L246 200V183L244 182V180L242 178H238L235 180H232ZM262 183H264V181H262ZM230 209L226 208L224 206V204H220L218 207V213L220 215L221 220L225 219L228 217V213H229ZM261 211L262 213H264V203H262L261 206ZM5 247H7V241H5ZM3 264H14L13 261L10 260H5L3 262ZM126 264V262H125ZM262 264H264V261H262Z\"/></svg>",
  "mask_w": 264,
  "mask_h": 264
}]
</instances>
